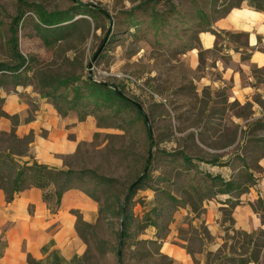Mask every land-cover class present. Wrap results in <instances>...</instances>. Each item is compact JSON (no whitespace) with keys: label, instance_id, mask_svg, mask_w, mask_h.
<instances>
[{"label":"rangeland","instance_id":"1","mask_svg":"<svg viewBox=\"0 0 264 264\" xmlns=\"http://www.w3.org/2000/svg\"><path fill=\"white\" fill-rule=\"evenodd\" d=\"M251 5L264 8V0H0V63L13 65L14 54L31 61L23 95L30 113L37 109L31 92L71 112L66 99L79 87L74 110L95 122L89 140L62 159L65 169L85 173L78 186L97 209L90 221L70 212L84 249L67 264H175L161 250L163 242L195 253L201 250L199 235L209 238L197 223L205 202L221 190L211 177L233 179L244 189L255 181L264 156V66L250 56L264 53V46L250 47L244 32L215 28L227 12ZM67 13H74L78 25L57 42L51 36L48 46L36 32L37 15ZM203 34L213 37L210 46ZM63 80L73 85L51 94V85ZM90 82L116 88L141 116L134 109H96L86 89ZM6 91L16 92L10 86ZM7 116L18 123L17 116ZM23 139L29 155L32 137ZM3 140L8 137L0 135V151L9 144ZM232 161V172L221 169ZM146 167V187L130 202V224L121 237L118 208ZM93 175L111 183L99 184ZM153 209L155 227L145 225ZM186 209L195 218L181 219ZM229 211H221L227 223ZM233 233L224 237L233 239L230 252L237 246L252 264H264V233ZM227 249L225 244L219 254ZM215 258L220 260L209 257L213 263ZM229 262L222 258L217 264Z\"/></svg>","mask_w":264,"mask_h":264},{"label":"crops","instance_id":"2","mask_svg":"<svg viewBox=\"0 0 264 264\" xmlns=\"http://www.w3.org/2000/svg\"><path fill=\"white\" fill-rule=\"evenodd\" d=\"M215 28L244 32L248 34L247 43L250 47L257 49L261 44L264 46V11L250 8L231 10L224 19L216 22ZM202 41L203 44L210 46L214 39L203 34ZM250 61L258 66H264V53L253 51ZM24 87H16L13 89L16 92L12 94L0 90L2 99L0 110L11 117H18L16 125L9 119L0 118V134L14 133L20 139L32 137L29 157L41 165L63 170L65 165L62 159L75 155L80 142L89 140L91 126L95 125V122L91 116L81 120L73 112L62 116L49 98H41L33 92L29 93L28 98L37 105V109L30 113L29 104L26 103L27 97L23 96L25 93L28 94V89ZM21 89L23 94L19 93ZM29 157L18 158V162L28 163ZM233 164L234 161L225 162L221 169L232 172ZM257 165L260 170L254 176L255 181L251 186H247L244 193L215 192L214 199L205 202V212L197 224L203 225L209 238L204 234L199 235L200 251L191 253L165 241L161 246L164 254L175 264L196 262L217 264L222 258L252 264L247 259L248 253L242 252L237 246L230 252L233 239L227 241L224 237L228 231L247 237L255 233H264V156ZM248 172L252 170L249 169ZM229 207L227 223L222 218L221 211ZM71 211L80 212L85 221H90L97 215L93 201L77 190H70L63 195L60 208L54 215L47 209L42 192L38 189L30 188L19 193L11 203L6 201L4 192L0 190V264H27L28 256L37 261L43 260L45 257L41 250L51 241L53 249L65 260L75 254H81L84 246L76 233V220ZM183 213L181 219L186 217L192 219L196 216L189 209ZM225 244H228V249L220 255ZM212 256H217L220 260L215 258L213 263L209 259ZM244 259L246 261H243Z\"/></svg>","mask_w":264,"mask_h":264},{"label":"trees","instance_id":"3","mask_svg":"<svg viewBox=\"0 0 264 264\" xmlns=\"http://www.w3.org/2000/svg\"><path fill=\"white\" fill-rule=\"evenodd\" d=\"M249 8L255 11H264V8L252 5ZM96 12L106 19H109V16L105 11L96 9ZM228 13L229 12H227V14ZM73 14L74 13H67L63 16L59 15L53 18L38 14V26L36 32L40 39L50 46V41L52 40H50L51 36H55L52 40L54 42L68 36L79 23L78 20L73 21L75 16H73ZM20 22L21 19H17L14 23L15 26L18 27ZM13 59L15 61L11 66H6L0 63V90H6L8 86L15 89L16 87L28 84L27 76L28 73L32 72L31 61L24 59L20 54H14ZM72 85L73 84H70L69 80L57 81L56 84L51 85V94L55 95L60 89H66ZM86 89L89 92V96L95 99L93 104L96 109L110 107L117 108V110L134 109L136 113L141 116L137 105L128 99H125L122 94L112 86L90 82L87 84ZM72 92L71 99H66V103L70 104L71 112L76 113L79 119L82 120L84 117L89 116V114L79 115L74 110L76 104H78L81 90L79 87H74ZM47 96L49 95L47 94ZM0 104H2V99H0ZM53 105L60 115L64 116L67 114V112H61L55 104ZM0 117L8 118V116L2 112H0ZM0 135L8 137V140H3V142H9L7 148H5L3 152L0 151V189L4 192L8 203H11L19 193L30 188H35L42 192V199L46 204L47 209L53 215L59 210L63 195L70 190L80 191L94 200L92 196L78 186V183L86 177L85 173H78L69 169L57 170L46 165H41L31 157L28 163L20 164L18 158L29 156L26 148L27 140L18 139L12 133L9 135ZM20 148H22V150ZM182 158H184V161L188 160L186 157ZM223 166H225V164ZM148 171L149 167H146L143 175L136 179V181L127 188L124 201L118 208L117 212L121 220V237L126 236V230L131 220V214L128 208L129 204L135 198L137 192L146 187L149 178ZM93 177L99 184L107 185L111 183V180L94 175ZM231 180L227 181L226 179L217 176L211 177V182H215V185L219 184L221 187V190L216 193L226 194L232 191H236V193H244L247 190L242 188L240 184ZM170 199L174 201L173 198ZM150 214L145 218V225L155 227L157 225L155 221L152 220V215L158 214L157 209L151 210ZM53 246V242L51 241L42 248L41 251L45 257L43 260L37 261L31 256H28L27 264H67V260L62 258L59 253L53 249ZM229 264H237V261L230 259ZM238 264H244V262H238Z\"/></svg>","mask_w":264,"mask_h":264},{"label":"water","instance_id":"4","mask_svg":"<svg viewBox=\"0 0 264 264\" xmlns=\"http://www.w3.org/2000/svg\"><path fill=\"white\" fill-rule=\"evenodd\" d=\"M110 24H111V22H110ZM109 33V32H108ZM110 34V33H109ZM109 34L106 36V40H107V38H108V36H109ZM100 52V49L98 50V52L96 53V55H95V57L94 58H96V56L98 55V53Z\"/></svg>","mask_w":264,"mask_h":264},{"label":"bare ground","instance_id":"5","mask_svg":"<svg viewBox=\"0 0 264 264\" xmlns=\"http://www.w3.org/2000/svg\"><path fill=\"white\" fill-rule=\"evenodd\" d=\"M239 12H236V14H238Z\"/></svg>","mask_w":264,"mask_h":264}]
</instances>
